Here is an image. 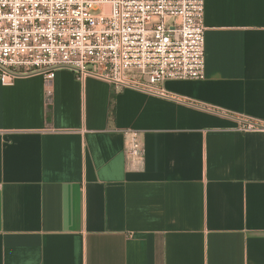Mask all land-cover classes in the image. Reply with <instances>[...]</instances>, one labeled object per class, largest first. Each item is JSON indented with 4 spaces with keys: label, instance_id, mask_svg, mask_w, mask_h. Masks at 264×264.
<instances>
[{
    "label": "crops",
    "instance_id": "obj_1",
    "mask_svg": "<svg viewBox=\"0 0 264 264\" xmlns=\"http://www.w3.org/2000/svg\"><path fill=\"white\" fill-rule=\"evenodd\" d=\"M203 23V78L168 97L0 83V264H264V132L234 117L264 121V0H204Z\"/></svg>",
    "mask_w": 264,
    "mask_h": 264
},
{
    "label": "built area",
    "instance_id": "obj_2",
    "mask_svg": "<svg viewBox=\"0 0 264 264\" xmlns=\"http://www.w3.org/2000/svg\"><path fill=\"white\" fill-rule=\"evenodd\" d=\"M204 0H0V83L41 74L50 95L58 69L168 97L165 80L204 75ZM241 132L264 121L234 116ZM129 160L143 157L136 130H125Z\"/></svg>",
    "mask_w": 264,
    "mask_h": 264
},
{
    "label": "trees",
    "instance_id": "obj_3",
    "mask_svg": "<svg viewBox=\"0 0 264 264\" xmlns=\"http://www.w3.org/2000/svg\"><path fill=\"white\" fill-rule=\"evenodd\" d=\"M114 95H112V98H113Z\"/></svg>",
    "mask_w": 264,
    "mask_h": 264
}]
</instances>
